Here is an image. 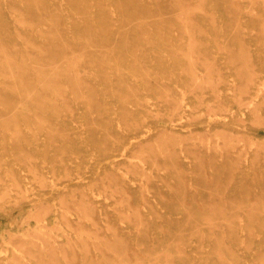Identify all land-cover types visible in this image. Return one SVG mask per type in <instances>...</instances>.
Here are the masks:
<instances>
[{
	"label": "bare ground",
	"instance_id": "6f19581e",
	"mask_svg": "<svg viewBox=\"0 0 264 264\" xmlns=\"http://www.w3.org/2000/svg\"><path fill=\"white\" fill-rule=\"evenodd\" d=\"M22 1L0 0V150L1 153L8 152L10 144L21 141L25 145L14 149L18 154L16 158L25 156L28 164L45 159V168L53 169L59 180L49 183H52L53 193L61 196L59 207H63V210H59L56 203V207L51 204L53 196H45L47 193L29 199V205L33 208L31 213L39 222L34 228L47 226V218L55 225L51 227L53 231L49 236L38 239H35V234L28 237L14 233L13 264H249L252 261L255 264H264V239L259 240V237L264 236V208L261 207L263 205L260 206V203L264 204V195L263 198H260L262 194L260 197V194L249 197L252 211L242 207L236 208L239 203L229 206L221 196L218 200H215L214 196L213 200V194H209V191L199 192L197 199L191 200L187 197L188 187L180 193L182 198L176 197L172 194L173 191H168L169 188L166 187L173 188L177 181L171 179L167 174V167L160 163L171 161L170 166L179 171L181 182H187L190 187L193 184L188 179L189 172L175 144L182 140L181 133L175 131V118H172L169 112L159 113L172 119L173 124H164L163 127L157 125V133L146 126L143 119V111L153 112L148 103H143V88L161 95L168 91V98L172 88V85L168 88V79L172 78L175 70L182 67L183 60H187L189 66L191 65V77L196 76V79L201 77V73L199 70L195 71L194 66L200 62L205 64L208 73H204L210 76L205 74L204 77L208 80L205 78L199 81H202L203 86L204 83L207 84L206 81L211 80L209 82L214 90L218 88V82H212L211 75L220 73L222 68H218L220 66L216 64L218 57L215 53H205L201 50L203 45L213 41L220 48L225 41L228 45L250 49L247 46V35L252 32L242 29L246 24L242 15L236 14L239 1L219 0L223 6L218 4L217 8L216 4L212 10L208 7V0H172L176 3L175 9L180 11L166 18L164 13L168 8L151 12V16H158L157 19L161 21L156 30L160 31L165 26L171 29L168 34L158 35L155 39L149 38L152 25L142 22L145 19L143 0H96L92 4L88 0H69L70 5H67L66 0H53L56 7L48 6L46 0H35L26 10L16 11L11 18L4 16L8 8L17 10L23 7ZM194 1L196 3H193ZM107 3H111L118 12L109 10ZM227 4H231V7H227ZM103 10L106 12L98 13ZM223 10L228 15L218 13ZM240 10L242 11V8ZM81 11L94 15L85 16ZM252 13L257 16V13ZM206 15L212 17L213 20H210L216 32L211 30L212 26H209V18ZM135 17L142 18V21L132 22ZM119 18H122V23L117 24ZM227 26L231 29H227ZM179 29L181 35L176 34ZM93 31L98 33L91 34ZM145 34L147 35L143 37ZM147 40L152 43L146 44ZM177 41H180L181 45L186 41L187 48H181L180 52L174 50L173 53L169 50L164 56L155 55L159 60L153 58V54L162 46L167 43L178 45ZM257 41L252 39L250 42ZM260 42L264 43V40ZM225 46L218 52L235 58L232 50H229L231 53L225 51ZM241 52L238 55L242 54ZM250 55L253 54L249 50L243 51L244 59ZM250 59L251 57L248 60ZM166 65H173V70L166 69L169 71L161 72ZM239 68L241 67L237 70ZM244 70L247 73V69ZM250 78L251 76L249 80ZM155 80H162V87L152 88V82ZM200 82L198 87L201 86ZM260 93H264V88H259L258 95ZM139 94L140 97H136ZM171 97L173 98V95ZM160 98L162 99L161 96ZM170 101L172 102V99L169 103ZM181 103L175 100L172 106L179 107ZM143 107H148L149 110H143ZM209 108H212V105ZM116 109L119 112L117 118L110 117L111 112ZM172 109L169 111L172 112ZM202 115L198 114L191 122H201ZM132 119L135 122H132ZM211 120L212 115L209 124ZM81 121L90 128H100V136L89 147H85L77 136L80 130L78 122ZM218 122L224 129L217 132L218 137L213 139L214 142L210 141V134H196L192 135L193 142L191 145L186 144V148L188 146L190 151L191 148H196L197 152H201L203 147L221 151L224 148L233 150L237 146L234 141L239 138L226 130V121ZM116 123L120 127H117ZM103 128L107 133H103ZM176 136L181 138L177 140ZM221 138L226 139L227 145L230 146L221 145ZM244 139L251 147L255 145L261 148L264 145L261 140L252 136H246ZM75 150L80 152L74 154ZM185 150L183 148L180 151ZM193 151L197 157L195 149ZM145 152L147 154L143 156ZM176 153L180 154L179 158ZM260 153L261 156L252 169L256 176H264V153ZM227 158L234 159L231 155ZM242 158L245 157L238 156L236 160L241 161ZM144 160L151 161L153 165L146 166ZM203 160L205 161L204 158ZM1 164L0 161V168ZM122 164L127 168L121 171ZM33 165L31 169L36 174H41L40 167ZM201 166L205 178L211 179V165L203 163ZM11 168L8 170L10 173H7L9 175L15 174L14 168ZM239 168L243 175L251 173L246 166ZM89 169H97L100 174L108 172L103 184L96 186L106 193V197L116 196L118 207L114 212L119 211L122 221L127 224L112 225L110 211L104 215L102 206L96 204L99 200L94 196V190H84L82 194H78L71 189L83 183ZM132 174L138 177L134 179ZM2 177L0 172V183H5L6 180L2 181ZM220 181L221 179H218V183ZM16 184L19 188L13 187L22 189L20 196L29 198L21 182L17 183L16 180ZM153 184L161 197L153 191ZM223 184L225 187L224 182L222 186ZM210 190L211 193L214 191ZM5 193L6 191L2 195ZM249 193L252 194L251 191ZM226 195L227 192L223 196ZM73 210L78 213L76 217L69 215ZM249 211L260 227L258 232H253L250 240L247 239L245 225V216L247 213V217L249 216ZM58 216L63 217L66 223H60ZM247 229L249 231V228ZM61 235L66 237L64 243L60 242ZM130 237L137 238L135 245H131Z\"/></svg>",
	"mask_w": 264,
	"mask_h": 264
},
{
	"label": "rangeland",
	"instance_id": "374dc122",
	"mask_svg": "<svg viewBox=\"0 0 264 264\" xmlns=\"http://www.w3.org/2000/svg\"><path fill=\"white\" fill-rule=\"evenodd\" d=\"M95 1L96 0H88V2L91 4L95 3ZM173 1L172 0H143V19L145 18L146 20L144 19L142 21V18L137 19V17H135L132 22L137 23V21H139V22L142 21L143 23L151 24L152 28H151L150 32L151 31L152 32H151V35L149 36L150 39H155L156 36L162 35V34L165 35V33L168 34L169 30H171V29H169L170 28L169 26H165L160 31H158V29L157 30L155 29L156 27L159 26L158 23H160L161 21L159 20V18L157 19L158 16H156V17L151 16V14H152L151 12H159L160 9L166 10L165 8H168L169 10L164 13V17L166 18L169 15L173 14L174 12L180 11V9H178V8L175 9L176 3ZM197 1L199 2L201 0H197ZM220 1L219 0H208L207 2L210 3L208 6L209 9L213 10L216 7V4H217V8H218V4H220V6H223L222 3H219ZM238 1H239V4H238L239 9H237L235 7V9H237L236 14H238L240 16L242 15V18L244 20L243 22H244V24H246L243 26L242 29L246 32H252V33H249V35H247V40L249 42V43H247V46L250 47V49L249 48L246 49L247 47L245 49H242V47H236V45H232V44L228 45L225 41H223L224 44H221V45L222 46L226 45L225 51L229 52V53L232 52L235 55V58L232 59V57H230V58L228 57L227 53H223V55H221L218 51L222 50V49H220L222 46L220 45V48H219V46L216 45L213 41H210L206 45H203L201 50L205 53H213V54L215 53V55H217V57H218V62L216 61V64L218 66H220V67H218V66L217 67L222 68L220 73L214 74V76L211 75L212 82H215V83L218 82V85H217L218 88L214 90V87H212V85H210L211 83L209 82L211 80L206 81V83L208 85L204 83L202 86L201 82L203 81V79L206 78V80H208L207 77L210 76V74L207 75L208 70H206L207 67L205 64H202L200 62L194 66L196 68V69L194 68L195 71L199 70V72L201 73V77H199V78L197 77V79H196V76H195V78H194V76L191 77V70H190L191 65L189 66V63L187 62V60H183L182 61V67L178 68V70H175L172 78L168 79V81H169L168 82V88L172 85V88H171L172 90L169 88L171 94L170 95L168 94V98H167V92L168 91L165 92V95H163V94L161 95V94H156L153 91L148 90L146 88H143V103H148V107H150V108L152 107V110H153V112L152 111L151 112L150 111H145V112L143 111V119L146 122V126L148 125V127H151L153 129L152 130L153 132L157 133V131H158V128H156L157 125H158V127H163L164 124L171 125L174 122L177 124V126H176L177 129L175 131L181 133L180 135L182 136V140L181 141L179 140V142L175 143L179 153L181 154V156L179 153H176V155H177V157L180 156L182 162L185 164V167H187L186 170H187V172H189L188 173V177H189L188 179L191 180L193 186L190 187V185H188L187 182H186L187 185L185 183H182L180 177H178V176H180L179 171L174 170V167L170 166L172 164V162L171 161H164V164L163 163H160V164L163 166H166L167 168L166 167L165 168L167 169V174L169 176H171V179H174L177 181V185L173 186V188H172V186L166 187V188H169V189H167L168 191L171 190V191H173L172 194H175L176 197L182 198V195H180V193L183 192L182 190L185 189V187H188V188H186L187 190L186 189L185 190L187 192V197H189L191 200L197 199V196H199L198 195L199 192L208 193V191H209V194H211V195L213 194V196L211 197L212 199L215 196L214 199L218 200L221 196L222 198H224V200L227 202V205H229V206H236L239 203L238 206L240 205V207L237 206L236 208L242 207L243 209H248V210L252 211V209H251L252 203L249 202V200H248L249 197L250 196L253 197V195L258 196V194H260L259 195V197H260L262 194V196L260 198H263V195H264V183H263L264 182V176H259L258 174L256 176L253 174V170H252L255 167V164L257 162L258 157L261 156L260 152L262 151V153H264V148H262L264 145L261 148L255 146V145H253L254 147L253 146L251 147L248 144V141L244 138L246 136H252V137L257 138L258 140H261L264 143V93H262V94L260 93V95H258L259 88H261V89L264 88V43L260 42L261 40H264V32H263L264 31L263 30L264 29V0H238ZM32 2H35V0H23L22 1L23 7L18 8L17 10L8 8V10H5L4 16L6 15L7 17L11 18L12 15L16 11L20 12V11L26 10ZM46 3L48 4V6L52 5L54 7V5H55L53 3V0H46ZM66 3H67V5H70L69 0H66ZM193 3H196V1H194ZM193 5H195V4H193ZM56 6L57 5H55V7ZM213 6H214V8H212ZM227 7H231V4H227ZM107 8L109 10L114 11L115 13L118 12L116 10V8L111 3H107ZM241 8H242V11L240 10ZM225 10L227 11V9H225ZM226 11L225 12H224V10H223V12L218 11V13H221L223 15H228ZM81 12H82L81 14L85 15V16H88V15L93 16L94 15V13H90L87 11H81ZM104 12H106V10H103L101 12L99 11L98 13L101 14ZM252 12L257 13V16L255 14H253ZM211 13H212V11H211ZM206 17L209 18V19H207L209 26H212V23H211L213 20L212 17H210L208 15H206ZM121 19L119 18V20L116 23L117 24L122 23ZM210 19H212V20H210ZM222 23H224V22L222 21ZM209 26H206V27L210 28ZM220 27L218 29L221 30ZM227 27H229V26H227ZM222 28H224V26H222ZM227 29L230 30L231 28L229 27ZM211 30L216 32L214 29V26H212ZM97 33H98V31L91 32V34H97ZM176 34L181 35L180 29L178 31H176ZM146 35L147 34L143 35V37H145ZM252 39L253 40L257 39L258 41L256 43L255 42L252 43V42H250ZM186 41H187V39H186ZM186 41H185V44H182V45L180 44V41L176 42L178 45H176L174 43L173 44L172 43L165 44L164 46H162L161 49H159L156 53L153 54V58L156 60H159V58H155V57H157L155 55H163L164 56L167 54V52H169V50H171L172 53L174 50H176V51L179 50V52H180V50H182L184 47L187 48ZM151 43L152 42L150 40L149 41L147 40L146 44L150 45ZM227 45H228V47H227ZM180 46H182V47H180ZM229 47H231V48H229ZM239 48H240V50H239ZM229 50L230 51L232 50V51L230 52ZM245 50H246V52H248V50H249L253 54V55H250V57H251L250 60H248L250 57L245 58V59L243 58L242 54H243V51H245ZM237 51H239V52L242 51L241 52L242 54L238 55L239 52H237ZM241 56H242V58H241ZM228 59H230V60L228 61ZM230 61H231V63H230ZM234 61H236V62H234ZM249 61L251 62V64H249L250 63ZM241 64H242V66H241ZM245 64H246V66H245ZM243 65H244V67H243ZM166 66L163 69H161V72L169 71L166 69L173 70V67H174L173 65H168L167 67ZM186 67L188 68V70ZM235 67H237V68L235 69ZM238 67H241V68H239V70H237ZM244 69H247L246 70L247 73L253 72V74L245 73ZM252 69H254L255 71ZM241 71L243 73H241ZM204 72H207V73H204ZM237 72L241 73L242 75L237 73ZM205 74L207 75V77H204V76H206ZM238 74H239V76H238ZM248 75L251 76L250 80H249L250 76L248 77ZM215 76H217V77H215ZM245 76L248 77L247 81H246L247 77L244 78ZM224 77H226L225 79L226 80L228 79L229 81H225ZM255 77H257V79ZM192 78L194 79V82H192L193 81ZM184 79H186L187 81L185 80L186 81L185 82ZM200 79L202 80L201 82L199 81ZM198 81L200 82V85L202 86V87L200 86L201 89H200V87H198L199 86ZM191 82H192V84H190ZM197 82H198V84H197ZM241 82H244L245 86H244V83H241ZM246 82H247V84H246ZM235 85H237V87ZM152 86H153L152 88L162 87V80L153 81ZM207 86H208V88H206ZM190 87L191 88L193 87L192 91H190L191 90ZM203 87L205 90L203 89ZM248 87L250 88V90ZM195 88H196V90H195ZM186 89H187V91H186ZM193 89H194V91H193ZM244 91L248 92L249 94H246ZM191 92H194V93H191ZM197 92L199 95L196 94ZM141 94L137 95L136 97H140ZM158 95H160L162 97V99ZM172 95H173L174 99L171 97ZM197 96L199 98H201V100ZM171 99H172V102L170 101V103H169V100H171ZM175 100H178L180 103L182 102L181 103L182 106H181V104L179 105V107L175 106V105L172 106L173 101H175ZM201 102H202V104H201ZM197 105H199V107ZM211 105H212V108H209V106H211ZM258 105H260L261 107H259ZM240 106H241V108H240ZM148 107H143V110H145L144 108H147V110H149ZM216 107H218L217 110H216ZM255 107L256 108L258 107V108L255 109ZM170 108L171 109L173 108L172 112L175 109L173 113L170 112L171 111ZM160 109H161V111H160ZM112 112L109 116L117 118V116L119 115V112L117 111V109L113 113ZM165 112L166 113L169 112L171 114V117L175 118V120L172 122V119H169V117L166 116V118H165L164 115L159 114V113L163 114ZM193 113H195V115H193ZM198 114H201V115L203 114L201 117V122H197V123L191 122V119L195 118ZM157 115H158V118H157ZM211 115H212V120H211L212 122H211V124H209V120L211 118ZM152 116H153V118H152ZM154 116H155V118H154ZM160 119H162V120H160ZM218 120L226 121L227 126H228L227 127L228 129L226 128V130H229L234 136H237L239 138V139H235L236 141H234L237 144V146L234 147L233 150H229L227 148H224V150H222V151L220 149H217V148H213V150H212V147H207L209 149H207L206 147H203L201 152H197L196 148H194L195 151L197 152V157H196V153H194V151H193L194 149L191 148L192 151H190V148L188 146L186 148V144H189V145L192 144L193 139H194V137H192V135L203 134V133H207V134L212 135L210 141L214 142L215 140H213V139H215V138L217 139V137H218L217 132H219V130L224 129V126H222V124H220L218 122ZM131 121L135 122L134 119H132ZM104 122L106 123V121H104ZM78 123H79L78 128L80 130H79V132H77V136L79 138H81V140L83 141L82 144L85 147H89L93 142H95L98 139V136H100V134H101L100 128L98 130L96 128H90L89 126L85 125L83 121L78 122ZM116 126L120 127L118 123H116ZM160 131H161V129H160ZM103 133H107V131L104 128H103ZM160 133L161 132H159V134ZM188 133L191 134V136H188L187 135ZM163 136L164 135H162V137ZM181 136L180 137L178 136L179 138L176 136L177 140L180 139ZM241 138H243V139H241ZM186 140H188V141H186ZM246 142H247V144H246ZM22 143L23 142L19 141V142H15L14 144H10L11 148L8 150V152H2L1 153V150H0V158H1L0 161L2 162V164H1L2 167L0 168V172L3 176L2 181L6 180L5 183L4 182L0 183V191L1 192L6 191V193H5L6 195L5 194L2 195L3 192L0 193V196L2 195V197H0V264H13L12 257L15 255L14 244H13L14 243L13 237L15 236L14 233H20V234H22L24 236H28V237L35 234V235H37V236H35V239H38L40 237L49 236L51 234V232L53 231V229L51 227L54 226L55 224L52 225L53 223H51L50 219H48V218L45 219L46 223L48 222L47 226H43L41 229H35L34 228L37 224H39V222L37 221L36 216H34L33 213H31L33 208H31V206L29 205L30 204V202H29L30 198L36 197V196L43 194V193H47L45 196H49V197L53 196L52 199L50 200L52 205L55 206V203H56L57 206L59 207L61 204V196L57 195L56 193L55 194L53 193L54 190H53V187L51 186L52 183H49L52 180H55L56 182H58L59 180H57L56 175H55L56 173L53 172L54 171L53 169L45 168V165H46L45 161L46 160L45 159H43V160L39 159L38 161H35L32 163L30 162L31 164L30 163L28 164L29 161L26 159L25 156L24 157L21 156L20 159L16 158L18 156V154L15 153V150L18 147L25 145L24 143L22 145ZM17 144H18V146H17ZM221 145L230 146V145H227L226 139H223V138H221ZM183 148H184V150L185 149L186 150L180 151ZM188 148H189V150H187ZM215 149H217L218 151ZM143 151H144V149H143ZM79 152H80L79 150H77V151L75 150L74 154L79 153ZM68 153L71 154V152H68ZM146 154H147L146 152L143 153V156H146ZM163 155H165V153ZM229 155H231V157H234V159H229V158L226 159V157H228ZM238 156H243L245 158L244 159L242 158L241 161H237L236 158H238ZM88 157H89V159H92L90 156H88ZM262 157L264 158V154L262 155ZM167 158H169V155L167 156ZM203 158L205 159V161L203 160ZM198 159H199V161H198ZM22 161H25V162H22ZM144 161L146 162V166L153 165V163L151 161H148V160H144ZM200 161L202 163H200ZM235 161L238 162V164H236ZM26 162H27V164H25ZM166 163L169 165H167ZM203 163L211 165V167L209 168L211 173H212L211 179L205 178L206 176H204L205 173H204L202 166H201V164H203ZM29 165H30V168H29ZM32 165L34 167H35V165H37L38 168L40 167L41 174H36L31 169ZM78 165L80 166V168L82 167L80 164H78ZM240 166H242V167L246 166L247 169H249L251 173H249L247 175H243L241 173L242 171L240 172V168H239ZM11 167H13L14 171H15V174H13V175L7 174V173H10V171L8 172V170L12 169ZM125 167H126V165L122 164L121 171L124 170ZM29 169H30V171H29ZM81 170L83 171L84 169H81ZM42 172H43V174H42ZM232 172H233V174H232ZM107 173H105V174L101 173L100 174L97 171V169H93V170L89 169V171L85 174L86 178L83 180V183H81L80 185H78L76 187H72L71 189L76 191L78 194H82L84 190L85 191L94 190V192H95L94 196L99 200L96 202V204H98L99 207L102 206V210L104 211V215H107V212L110 211L109 214L111 213L110 215H112V220H113L112 225L118 226L121 223L127 224L126 221H122L121 216H119V213H120L119 211H118V213L114 212L117 210V207H118V202H117L116 196H112L110 198L106 197L107 196L106 193L103 190L98 189V187H97L98 185H102L103 181L106 180L107 177H105V176ZM175 173L179 174V175H176ZM44 174H46L47 176ZM53 174L55 175V177ZM132 177H134V179H135L136 177H138V175L133 176V174H132ZM232 177H233V179L231 180ZM218 179L219 180L221 179V181L219 183H218ZM16 180H17V183L19 181L21 182V185L23 186V189H25L27 191L29 198H28V196L27 197L20 196V194H21L20 191H22V189H21V187H20V189L16 188V187H18V184H16ZM207 180H208V182H207ZM229 180H231L232 182ZM221 182L222 183L224 182L225 185L227 186V188H225L226 186L224 187V184L222 186ZM96 184H97V186H96ZM194 184H196V185H194ZM178 185H179V187H178ZM13 186H16V187H13ZM220 186H221V188H220ZM9 187L11 189H9ZM217 188H218V190H217ZM152 189L156 193V195H159L154 184H153ZM210 189H212L214 191H212V193H211ZM225 189H227V190L225 191ZM174 191H176V192H174ZM215 191H218L220 193V195H218L219 193L215 192ZM250 191L252 194L249 193ZM261 191H263V192L261 193ZM225 192H227L228 195L223 196ZM245 192H248L249 194L245 193ZM243 194H244V196H243ZM242 197H243V199H241ZM244 197L248 201H246L244 199ZM21 200H22V202H21ZM239 200H242V201H239ZM244 201H246L248 203V205ZM242 202H244V204ZM241 204H242V206H241ZM244 205H247V206L244 207ZM261 205H263V206H261ZM260 206L264 208V204L260 203ZM3 209H5V210H3ZM59 210H63V207H59ZM250 211H249V216L247 217L248 213L245 216V222L247 224L249 223L248 225L245 224L248 240H250L251 235H253L255 232H258L259 231L258 229H260V227L258 226V222H256V218H252L253 217V216H251L252 212L250 213ZM51 214L53 215L54 213H51ZM69 215H70V217H76L78 215V213H77V211L73 210L70 212ZM58 219H60V223H63V224L66 223V220L63 217L60 218V216H58ZM40 223H42V222H40ZM193 223H194V221L192 222V224ZM115 226H113V227H115ZM247 228H249V231ZM249 234H250V236H249ZM260 238H262V240H263L264 236L259 237V240H260ZM65 239H66L65 236H63V235L60 236V242L61 243H64ZM130 240L132 242L131 245H135L137 243L136 237H130ZM260 243H261V241H260ZM263 244H264V241H263ZM195 252L197 253V251H195ZM2 260H3V262H2ZM249 264H255V263H254V261H252Z\"/></svg>",
	"mask_w": 264,
	"mask_h": 264
}]
</instances>
